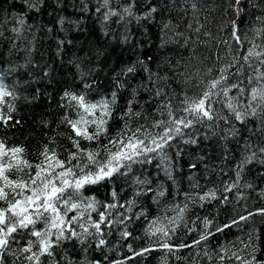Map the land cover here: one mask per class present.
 I'll return each instance as SVG.
<instances>
[{
    "label": "snow or ice",
    "instance_id": "obj_1",
    "mask_svg": "<svg viewBox=\"0 0 264 264\" xmlns=\"http://www.w3.org/2000/svg\"><path fill=\"white\" fill-rule=\"evenodd\" d=\"M23 3L29 11H40L42 0ZM190 6L193 17L187 27L197 34L195 41L177 30L179 23L161 19L160 47L171 42L189 52L175 63L171 57L165 58L171 76L160 74V64L153 71L148 60L137 56L114 70L105 91L98 79L100 69L85 71L79 57L70 59L74 71L58 93L55 128L31 153L32 160L25 145L8 143L7 133L22 125L16 118L20 96L18 85L6 82L11 69L0 72V132L5 133L0 136V264H104V260H90L86 255L83 260H73L68 246L73 251L79 246L81 253L93 249L103 256L114 234L123 241L140 239L129 230L130 224L139 222H143L149 243L139 250L128 243L129 260L163 251L164 264L172 259L177 264H202L204 258L208 264H264V207L245 209L246 215L236 213L230 222L219 224L208 215L186 219L196 207L227 206L234 190L237 203L246 199L245 189L255 191V184L245 179L253 170L264 178V0L258 5L249 0H218L224 17L218 31L227 29V39L214 36L199 21L201 0H190ZM83 10H88L87 4ZM158 11V4L148 0H117L115 7L112 0H102L96 7L102 28L127 18L138 24L153 20ZM246 15L255 19L246 20ZM13 22L10 31L18 39L25 19L13 13ZM59 23L63 26L64 17ZM168 32L174 36L168 37ZM201 34L208 39L200 41ZM213 39L215 59L198 57L192 45L207 47ZM127 40L123 37V42ZM66 43L73 41L57 38V55ZM96 55H104L103 50L98 49ZM42 73L41 79L52 83L51 69L44 68ZM39 95L37 89L32 99ZM24 99L30 102L28 97ZM41 123L51 128V121ZM211 137L222 141L221 159L231 161L235 178L223 183L222 192L219 188L201 190L190 173V190L184 191L177 178L178 166L182 171L180 162L187 155L195 157L189 160V168L197 169L204 157H196V153L202 140ZM152 165L158 170L155 177L148 168ZM181 194L182 202L178 200ZM258 195L264 199V189ZM153 205L158 210L155 214ZM162 205L164 215L159 214ZM257 216L261 218L259 227L254 220ZM233 227L247 228V241L239 240L242 247L235 241L211 247L217 234ZM181 228L183 237L179 236ZM193 232L197 235L189 242ZM176 238L179 243L174 242ZM184 250H188L186 255Z\"/></svg>",
    "mask_w": 264,
    "mask_h": 264
},
{
    "label": "trees",
    "instance_id": "obj_2",
    "mask_svg": "<svg viewBox=\"0 0 264 264\" xmlns=\"http://www.w3.org/2000/svg\"><path fill=\"white\" fill-rule=\"evenodd\" d=\"M116 2L117 0H112L114 7ZM148 2L158 4L159 7L153 20L141 21L138 24L135 19L127 18L119 25L110 22L102 28V17L96 12V7L102 3V0H42L40 11H29L23 0H0V32L3 33L0 36V72L11 69L10 72H7L6 82L18 85L17 91L20 99L17 101L18 115L16 118L22 120V125L7 133L9 144L25 145L29 151L28 158L32 160L31 153L39 146V143L45 141V134H52L51 129L55 128L57 117L58 93L71 80V73L74 71L72 65L68 63L70 59L79 57L78 62L82 63L85 71L89 68L100 69L98 79L102 82V88L105 91L111 85V76L114 70L118 71L121 65L135 61L137 56L148 60L153 71H157V64H160L162 66L159 69L161 75L165 73L172 75L165 63V58L171 57L172 62L175 63L182 54L187 56L189 52L171 42L166 48L160 47L161 19H171L173 24L179 23L178 31L189 35L190 41L197 40V34L190 32L187 27V22L193 17L190 0H148ZM249 3L258 5L260 0H249ZM85 4L88 5L87 11L83 10ZM185 8H187L186 12ZM258 10V8H249V11ZM13 13L23 16L26 23L18 39L10 31L14 26ZM137 15H143V11H137ZM197 15L199 21L204 23L207 30L214 36H222L227 39V29L223 32L218 31V25L224 19L218 10V0H201V10ZM60 17H64L63 26L59 23ZM5 19L7 23H5ZM245 19L254 20L255 17L246 15ZM61 27H63V31H61ZM49 28L53 29L51 33L48 32ZM105 30L108 32L107 36L103 34ZM249 35L251 36V33ZM125 36L128 37L127 43L123 42ZM173 36V32H168V37ZM57 38H64L66 42L69 39L73 41L71 45L66 43L61 55H57ZM176 39L180 38L176 37ZM207 39L202 34L199 36L200 41ZM13 43L16 45L15 48L12 47ZM215 43L216 41L213 39L207 47L203 43L193 44L192 47L196 49L198 57L211 56L214 60ZM98 49H102L104 55L97 57ZM193 63H197V61L193 60ZM37 65L38 67H36ZM44 68L51 69L52 83H49L47 78L41 79ZM140 75L146 74L141 72ZM139 81L140 76H137L135 82ZM174 86L179 91V85L174 84ZM37 89H39L40 95L37 99H32ZM25 97H28L30 102H27ZM42 120L51 121V128L43 127ZM4 135L5 133L0 132V136ZM221 143L222 141L218 137H211L207 141L202 140L201 149L196 153V157L203 156L204 160L199 162L197 169L189 168V160H195V157L185 155L180 162L183 165L182 171L179 166L177 170V178L184 191L190 190L188 180L190 173L199 182L201 190L219 188L222 192L223 183H230L235 178L234 173L230 171L231 161L223 162L221 159L223 154V149L219 146ZM231 147L235 148L236 146L232 144ZM205 164L209 166L208 169L204 167ZM148 168L155 177L158 171L155 165L148 166ZM210 169H215V171H210ZM13 177H15V173H13ZM245 179L251 180L255 184V191L244 190L246 199L237 203L234 190L232 202L227 206L206 205L203 210L196 207L189 212L186 219L191 221L197 215L201 218L208 215L214 217L215 223L219 224L230 222V216L236 213L246 215L245 209L255 211L259 207H264V199L258 195L264 189V178H261L253 170L250 174H246ZM102 195L103 193H101ZM178 200L183 201L182 194ZM170 202L174 203L175 201ZM163 208L164 205L159 210L160 215H164ZM152 211L154 214L158 211L154 205ZM168 215H172V213L169 212ZM254 220L256 226L259 227L261 218L257 216ZM129 230L133 232V236L140 237V239L130 238L128 241H123L118 234H114L109 237V244L105 247L103 256L93 249H89L87 253H81L79 246L76 251L68 246V254L76 261L83 260L85 255L90 260L97 257L104 260V264H108V261L115 264L117 260L123 261V264H164L161 259L163 251H154L145 254V257H135L133 260H129L128 257L132 254L128 252V243H131L137 250L149 243L143 234V222L130 224ZM213 231H215L214 228ZM246 233L247 228L241 230L233 227L231 230H225L224 234H217L212 240L211 247H217L218 242L219 244H230L233 241L236 242L237 247H242L239 240L243 238L247 241ZM183 235L184 229L181 228L179 236L183 237ZM196 235V232L191 233L188 238L189 242ZM174 242L179 243V238H176ZM187 252L188 250H184L182 254L186 255ZM170 264H177V262L172 259ZM202 264H208L206 258L203 259Z\"/></svg>",
    "mask_w": 264,
    "mask_h": 264
}]
</instances>
